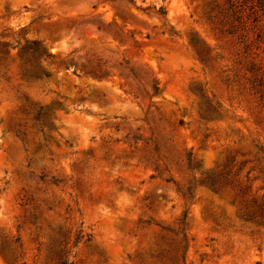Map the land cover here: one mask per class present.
<instances>
[{"label":"rangeland","instance_id":"374dc122","mask_svg":"<svg viewBox=\"0 0 264 264\" xmlns=\"http://www.w3.org/2000/svg\"><path fill=\"white\" fill-rule=\"evenodd\" d=\"M63 260L264 264V0H0V264Z\"/></svg>","mask_w":264,"mask_h":264},{"label":"trees","instance_id":"16d2710c","mask_svg":"<svg viewBox=\"0 0 264 264\" xmlns=\"http://www.w3.org/2000/svg\"><path fill=\"white\" fill-rule=\"evenodd\" d=\"M159 13L166 15V10L163 7H160L159 9ZM154 88L157 90L159 88V83L155 82L154 84ZM186 239V237H185ZM185 248V245L183 246ZM60 264H72L71 262H69L68 260H63Z\"/></svg>","mask_w":264,"mask_h":264}]
</instances>
